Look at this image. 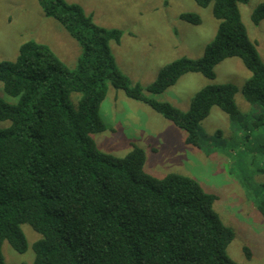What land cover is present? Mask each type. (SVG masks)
Segmentation results:
<instances>
[{
    "label": "trees",
    "instance_id": "16d2710c",
    "mask_svg": "<svg viewBox=\"0 0 264 264\" xmlns=\"http://www.w3.org/2000/svg\"><path fill=\"white\" fill-rule=\"evenodd\" d=\"M192 1L201 8L212 5L218 21L213 40L199 59L180 58L162 67L146 91L162 94L188 73L213 80L218 64L236 58L250 73L245 101L264 105V64L239 10L249 0ZM39 4L79 44L81 55L69 70L47 46L26 42L14 61L0 62L3 91L18 98L14 105L0 99V123L11 124L0 129V264H7L4 242L19 254L27 251L22 225L40 235L32 245V264H237L227 253L234 233L215 212V195L178 174L162 179L147 174L139 147L118 158L101 152L91 138L106 131L99 109L108 83L184 131L185 144L196 148L213 144L200 129L212 108L232 122L240 119L237 88L206 86L186 112L148 98L111 54L119 30L96 26L80 6L64 0ZM180 19L200 24L196 14ZM263 20L264 0L251 15L255 26ZM72 94L80 95L76 108ZM260 188L264 194V183ZM257 209L264 219V199ZM244 253L249 259L250 251Z\"/></svg>",
    "mask_w": 264,
    "mask_h": 264
},
{
    "label": "rangeland",
    "instance_id": "374dc122",
    "mask_svg": "<svg viewBox=\"0 0 264 264\" xmlns=\"http://www.w3.org/2000/svg\"><path fill=\"white\" fill-rule=\"evenodd\" d=\"M64 1L80 6L91 15L96 26L121 32L119 44L110 43L111 54L130 84L143 88L144 96L186 112L194 95L206 86L231 84L237 88L235 103L240 119L232 122L218 108H212L200 129L213 139V144L196 148L185 144L184 131L108 83L106 98L99 109L106 131L91 138L101 152L118 158L126 156L134 146L143 149L144 170L157 179L178 174L196 181L205 192L217 197L214 210L234 233L227 248L231 260L237 264H264V219L257 209L264 199L260 188L264 183V105H250L243 97L249 71L239 59L232 58L215 67L213 80L188 73L162 94L146 91L162 67L180 58L202 57L218 28L212 5L201 8L192 0ZM262 1L249 0L239 10L264 64V20L258 26L251 21L252 13ZM182 14L198 15L200 24L181 20ZM26 42L47 46L69 70L75 69L81 55V47L64 28L43 15L39 0H0V62L14 61ZM0 99L10 105L18 101L4 93L1 83ZM79 99V94L71 95L74 108ZM10 125L9 121L1 122L0 129ZM21 229L27 251L19 254L4 242L2 254L7 264L33 262L32 245L40 235L28 225H22ZM245 248L251 253L249 259Z\"/></svg>",
    "mask_w": 264,
    "mask_h": 264
}]
</instances>
